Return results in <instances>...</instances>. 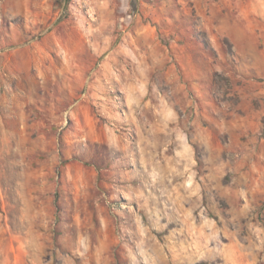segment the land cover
<instances>
[{
	"label": "rangeland",
	"instance_id": "1",
	"mask_svg": "<svg viewBox=\"0 0 264 264\" xmlns=\"http://www.w3.org/2000/svg\"><path fill=\"white\" fill-rule=\"evenodd\" d=\"M0 264H264V0H0Z\"/></svg>",
	"mask_w": 264,
	"mask_h": 264
}]
</instances>
